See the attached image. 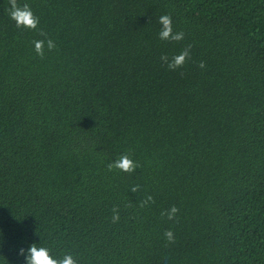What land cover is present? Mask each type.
I'll return each mask as SVG.
<instances>
[{"label":"trees","instance_id":"1","mask_svg":"<svg viewBox=\"0 0 264 264\" xmlns=\"http://www.w3.org/2000/svg\"><path fill=\"white\" fill-rule=\"evenodd\" d=\"M18 2L40 24L0 0V264L33 243L80 264H264V0ZM161 15L183 40L159 38ZM125 153L141 168L109 171Z\"/></svg>","mask_w":264,"mask_h":264},{"label":"clouds","instance_id":"2","mask_svg":"<svg viewBox=\"0 0 264 264\" xmlns=\"http://www.w3.org/2000/svg\"><path fill=\"white\" fill-rule=\"evenodd\" d=\"M7 4L9 6L4 8V12L15 22L18 29L26 28L36 30L38 28L40 18L33 12L28 3L21 5L18 0H7ZM158 22L161 25L159 32V38L161 40L179 42L184 39V32L174 31L171 15H161L158 17ZM39 35L45 37V39L33 40L32 43L37 55L43 58L45 47L51 51L56 48V43L51 38H47V33L43 30L40 31ZM191 49L192 45H187L179 54L173 55L171 58L167 55H162L160 59L167 65L169 70H176L182 68L191 59ZM198 66L201 69H205L206 63L200 61ZM107 168L109 171L120 170L132 175L136 169L141 168V165L131 155L125 153L113 162H110ZM139 189L140 185L137 184L131 188V191L136 193ZM153 203H155V200L149 195L140 202V207L143 208ZM179 211L180 209L173 205L170 209L163 211L161 215L167 217L170 221L176 220ZM112 212V221L116 223L120 220L119 208L114 206ZM164 236L169 244L175 243V236L171 229L166 230ZM2 246V241H0V247ZM19 254L25 257L26 264H80L79 258L71 253H66L62 257H56L52 254L51 248L37 243L31 244L27 250L21 248ZM165 264H167V258H165Z\"/></svg>","mask_w":264,"mask_h":264}]
</instances>
